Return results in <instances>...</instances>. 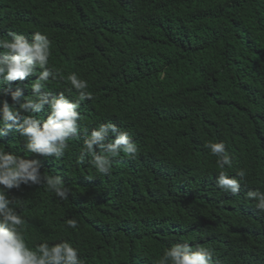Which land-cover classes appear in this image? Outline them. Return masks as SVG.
<instances>
[{"label": "trees", "instance_id": "trees-1", "mask_svg": "<svg viewBox=\"0 0 264 264\" xmlns=\"http://www.w3.org/2000/svg\"><path fill=\"white\" fill-rule=\"evenodd\" d=\"M0 26V36L46 34L49 66L92 92L59 161L25 152L18 134L0 137L71 189L64 201L37 185L9 191L29 240H70L84 264H155L174 243L211 247L220 264H264V213L246 199L264 191V0H0ZM35 78L0 84V102L11 104L5 89L32 94ZM107 121L140 151L100 176L78 156L84 129ZM209 140L225 143L231 175L246 170L238 195L216 187Z\"/></svg>", "mask_w": 264, "mask_h": 264}, {"label": "clouds", "instance_id": "clouds-1", "mask_svg": "<svg viewBox=\"0 0 264 264\" xmlns=\"http://www.w3.org/2000/svg\"><path fill=\"white\" fill-rule=\"evenodd\" d=\"M51 54L52 42L40 31L25 35L9 28L6 36H0V84L36 77L28 85L32 90L30 95H24L20 86L15 90L5 89L11 104L7 100L0 102V137L18 134L25 152L59 161L68 150L69 141L80 139L82 117L78 109L85 100L92 99V92L88 81L77 73L64 76L60 69L49 66ZM57 79L69 87L53 95L48 85ZM45 106L46 118L40 115ZM84 131L78 162L87 161L100 176L111 174L114 158L123 155L135 160L139 155V147L130 133L111 121L99 123L90 132ZM204 147L216 158L219 169L216 187L221 192L238 195L246 170L230 174L234 158L223 141L209 140ZM22 185L42 186L61 201L68 200L71 192L60 175L42 173L39 161L9 152L0 143V264H84L79 249L70 240L50 243L27 238V221L19 212L21 202L9 195L10 190L20 189ZM246 199L264 213V191L250 189ZM78 227L76 219L67 220L66 228L78 230ZM214 256V249L208 246L174 243L165 248L155 264H220Z\"/></svg>", "mask_w": 264, "mask_h": 264}]
</instances>
